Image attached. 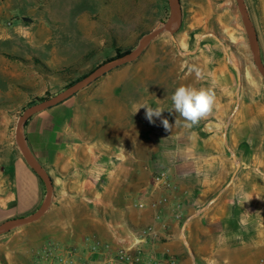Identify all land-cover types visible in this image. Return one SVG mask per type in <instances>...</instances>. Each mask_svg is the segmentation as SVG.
Returning <instances> with one entry per match:
<instances>
[{
  "label": "crops",
  "instance_id": "crops-1",
  "mask_svg": "<svg viewBox=\"0 0 264 264\" xmlns=\"http://www.w3.org/2000/svg\"><path fill=\"white\" fill-rule=\"evenodd\" d=\"M218 85L223 95L191 128L168 111L171 98L167 107L162 100L147 103L141 96L87 87L31 116L23 140L48 176L52 196L41 218L0 234V264H35L33 251L47 242L76 248V264H109L87 254L92 241L111 249L138 245L149 256L178 264H260L264 82L252 96L235 100L225 98L224 82ZM145 104L164 109L162 118L172 128L166 131L160 119L149 123L140 108ZM159 170L178 187L161 222L147 192ZM8 173L10 191L0 198V211L10 217L32 211L40 196L38 176L18 157ZM176 201L181 221L172 218ZM148 227L156 237L138 244V232Z\"/></svg>",
  "mask_w": 264,
  "mask_h": 264
},
{
  "label": "rangeland",
  "instance_id": "rangeland-1",
  "mask_svg": "<svg viewBox=\"0 0 264 264\" xmlns=\"http://www.w3.org/2000/svg\"><path fill=\"white\" fill-rule=\"evenodd\" d=\"M241 1L264 65V0ZM177 3V24L171 33L159 34L134 61L98 76L86 90L141 96L147 103L158 99L167 107L181 85L210 89L217 98L224 93L218 89L222 81L226 99L252 96L264 77L254 64L251 37L236 0ZM169 16L167 0H0V198L10 191L6 178L15 159L26 164L16 140V127L25 111L59 95L72 86L69 83L102 64L129 54ZM89 52L93 54L84 58ZM67 67L69 73L61 72ZM228 105L231 115L234 104ZM20 133L23 137L22 129ZM38 182L37 206L21 216L0 211V224L39 210L46 189L39 178Z\"/></svg>",
  "mask_w": 264,
  "mask_h": 264
},
{
  "label": "water",
  "instance_id": "water-1",
  "mask_svg": "<svg viewBox=\"0 0 264 264\" xmlns=\"http://www.w3.org/2000/svg\"><path fill=\"white\" fill-rule=\"evenodd\" d=\"M169 8H170V16L168 20L163 23L159 28L156 30L150 32L149 34L143 36V38L140 40L138 46L131 51L129 54L125 55L122 58H119L117 60L109 61L107 63L102 64L101 66L97 67L93 72L88 74L86 77L82 78L78 82H76L71 87L67 88L65 91L61 92L59 95L47 100L43 101L41 103L35 104L32 107L28 108L24 115L20 118L18 121L17 127H16V140L19 147V150L23 156L24 161L28 165V167L38 176V178L43 182L45 189H46V198L42 206L39 208L37 212H35L30 217L25 218H18V219H9L0 224V233L14 229L16 227L27 225L32 222H35L39 218L42 217V215L46 212V209L50 203V199L52 196V185L50 183V180L48 176L45 174V172L35 163V161L31 158L29 155L25 142L23 140L22 134L20 133L21 129L23 128L25 122L33 116L35 113L40 112L42 110H45L47 108H50L52 106H55L64 100L68 99L69 97L76 94L79 90L86 87L91 81L96 79L98 76L104 74L110 69L116 68L120 65L129 63L134 61L140 53L147 47V45L159 34L163 32H172L175 24H177L176 19V7L178 5L177 0H167ZM238 9L240 11V15L242 19H244V22L248 28L250 37H251V43H252V54L254 57V64L258 70V72L264 77V65L260 62L258 58V49H257V37L254 31V28L250 22L247 10L245 6L243 5L241 0H236Z\"/></svg>",
  "mask_w": 264,
  "mask_h": 264
},
{
  "label": "built area",
  "instance_id": "built-area-1",
  "mask_svg": "<svg viewBox=\"0 0 264 264\" xmlns=\"http://www.w3.org/2000/svg\"><path fill=\"white\" fill-rule=\"evenodd\" d=\"M147 192L154 197V199L151 197L152 200L150 201V206L156 211L154 218L161 222L165 208L171 200L176 199L178 187L167 171L159 170L152 174ZM143 206V204H139V207ZM172 207H174L172 218L181 221L180 203L176 201ZM154 237H156V234L151 228L142 229L137 234V243L140 244ZM77 251L76 248L66 247L55 242H47L33 253V260L35 264H76ZM86 252L88 255L98 254L105 257L109 264L113 262H120V264H178L173 258L149 256L138 245L135 248L111 249L106 245L92 241L88 244ZM260 264H264V259L260 260Z\"/></svg>",
  "mask_w": 264,
  "mask_h": 264
},
{
  "label": "clouds",
  "instance_id": "clouds-1",
  "mask_svg": "<svg viewBox=\"0 0 264 264\" xmlns=\"http://www.w3.org/2000/svg\"><path fill=\"white\" fill-rule=\"evenodd\" d=\"M197 76H199V73H197ZM171 101L172 108L168 111L170 113L174 111L176 114H179L185 122V127L191 128L210 113L215 104V94L210 89H197L195 87L181 85L175 89L171 96ZM140 108L145 109V118L149 123L154 124L155 119H160L161 125L166 131L172 128L169 120L162 118L164 109L148 104ZM175 123H178V121L175 120Z\"/></svg>",
  "mask_w": 264,
  "mask_h": 264
},
{
  "label": "trees",
  "instance_id": "trees-1",
  "mask_svg": "<svg viewBox=\"0 0 264 264\" xmlns=\"http://www.w3.org/2000/svg\"><path fill=\"white\" fill-rule=\"evenodd\" d=\"M116 51L118 52V55H119V56L124 55V54H120L119 50H116ZM127 52H128V51L123 52V53L126 54ZM92 54H93V52H89L88 54H86V55L84 56V58H87V57H89V56L92 55ZM35 61H36V63H38L39 65H41L42 68H44L45 70H47V68H46L43 64H41L37 59H35ZM70 70H71V67H67V68H63V69L61 70V72H64V73L67 72V73H69ZM48 71H50V70H48ZM80 79H82V78H78V79H76L75 81L69 83L68 87L71 86V85H74V84H75L76 82H78Z\"/></svg>",
  "mask_w": 264,
  "mask_h": 264
}]
</instances>
